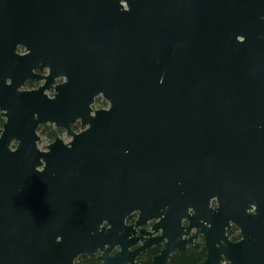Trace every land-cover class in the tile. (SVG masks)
I'll list each match as a JSON object with an SVG mask.
<instances>
[{
    "label": "water",
    "instance_id": "1",
    "mask_svg": "<svg viewBox=\"0 0 264 264\" xmlns=\"http://www.w3.org/2000/svg\"><path fill=\"white\" fill-rule=\"evenodd\" d=\"M0 115V264H264V0H0Z\"/></svg>",
    "mask_w": 264,
    "mask_h": 264
},
{
    "label": "trees",
    "instance_id": "2",
    "mask_svg": "<svg viewBox=\"0 0 264 264\" xmlns=\"http://www.w3.org/2000/svg\"><path fill=\"white\" fill-rule=\"evenodd\" d=\"M30 88H34L33 85H29ZM101 100H96V105L99 104ZM107 106L106 103H103ZM5 124V119L0 115V137L3 132ZM41 134L45 135L50 141L56 140L57 131L52 130L50 126H45L40 129ZM161 249L155 248L151 252L142 255L137 264H153V259L160 253ZM207 252L204 248L189 247L185 252L176 253L172 256L170 264H202L206 260ZM76 264H101L97 261L96 256H89L84 258H79Z\"/></svg>",
    "mask_w": 264,
    "mask_h": 264
},
{
    "label": "rangeland",
    "instance_id": "3",
    "mask_svg": "<svg viewBox=\"0 0 264 264\" xmlns=\"http://www.w3.org/2000/svg\"><path fill=\"white\" fill-rule=\"evenodd\" d=\"M60 83H61V82H58V84H60ZM24 90H26V91H31V90H37V89H32V88H30L29 86H26V87L24 88ZM47 94H48L49 97H53L54 92L51 91V92H48ZM99 100H101V102H100L99 104H97V105H96V104L94 105V107H93L94 110L108 109V107H109L108 103H107L106 101H104L102 98H99ZM103 103H106L107 106H104ZM78 126H79V127H78ZM78 126L74 128V131H75L77 134L83 131V129L81 128V126H80L79 124H78ZM43 127H45V126H43ZM41 128H42V127H41ZM41 128H40V129H41ZM50 128H51V126H50ZM40 129H39L38 133H39V137L41 138V141L39 142V145H38V146H39V149H40L41 151H46V147L49 146V145H51L54 141H50V140H48V139L46 138L45 135L41 134ZM51 129H52V130H56V131L58 132L57 135H56L57 138H60V139L63 140L66 144H68V143L71 141V139L68 137V135H67V133H66L65 131H63V130H58V129H56L55 127H52ZM240 239H241V238H239L238 240H237V239H234L233 241H232V239H231V241H232V242H239Z\"/></svg>",
    "mask_w": 264,
    "mask_h": 264
},
{
    "label": "flooded vegetation",
    "instance_id": "4",
    "mask_svg": "<svg viewBox=\"0 0 264 264\" xmlns=\"http://www.w3.org/2000/svg\"><path fill=\"white\" fill-rule=\"evenodd\" d=\"M58 82H62V80H58L57 81V83ZM41 84L42 83H39V82H37V81H33V82H30V83H28L27 84V86H29V85H33L34 86V88H32V89H38L40 86H41ZM51 92V91H50ZM78 126V125H77ZM76 126V127H77ZM79 127V126H78ZM212 207L215 209L216 207H217V205H216V202H213L212 203ZM137 219H138V215L137 214H135V215H133L132 217H130L129 219H128V221H127V224L128 225H133V224H135L136 223V221H137ZM184 226H187V224H186V222H184V224H183ZM152 226H153V223L151 224H149V227H148V230L150 231L151 230V228H152ZM239 230L238 229H235V227H233L231 230H229L228 231V236H229V238H230V240H231V235L232 234H235L236 232H238ZM239 233H240V231H239ZM241 237V236H240ZM242 239V238H241ZM241 239L239 240V241H241ZM233 241V240H232ZM197 243L198 244H203L204 243V239H203V237L202 236H200L199 238H198V240H197ZM160 248L161 249V251L163 250V246L162 245H159V246H156V247H154L153 249H155V248ZM190 247H195V246H190ZM189 248V247H188ZM187 248V249H188ZM196 248V247H195ZM201 248H204V247H201ZM152 249V250H153ZM205 249V248H204ZM151 250V251H152ZM151 251H149V252H151ZM161 251H160V253H161ZM148 253V252H147ZM159 253V254H160ZM146 254V253H145ZM158 254V255H159ZM144 255V254H143ZM157 255V256H158ZM156 257V256H155ZM154 257V258H155ZM139 260V259H138ZM154 260V259H153ZM138 263V262H137Z\"/></svg>",
    "mask_w": 264,
    "mask_h": 264
},
{
    "label": "built area",
    "instance_id": "5",
    "mask_svg": "<svg viewBox=\"0 0 264 264\" xmlns=\"http://www.w3.org/2000/svg\"><path fill=\"white\" fill-rule=\"evenodd\" d=\"M240 236H241V234H240L239 231H238V232H236L235 234H232V235H231V239H232V240H234V239H237V240H238L239 238H241ZM223 264H226V263H223Z\"/></svg>",
    "mask_w": 264,
    "mask_h": 264
},
{
    "label": "clouds",
    "instance_id": "6",
    "mask_svg": "<svg viewBox=\"0 0 264 264\" xmlns=\"http://www.w3.org/2000/svg\"><path fill=\"white\" fill-rule=\"evenodd\" d=\"M38 171H43V169H38Z\"/></svg>",
    "mask_w": 264,
    "mask_h": 264
}]
</instances>
